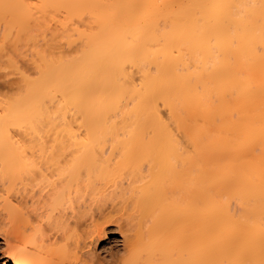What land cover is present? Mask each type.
<instances>
[{
    "label": "bare ground",
    "instance_id": "6f19581e",
    "mask_svg": "<svg viewBox=\"0 0 264 264\" xmlns=\"http://www.w3.org/2000/svg\"><path fill=\"white\" fill-rule=\"evenodd\" d=\"M0 32L5 264H264V0H0Z\"/></svg>",
    "mask_w": 264,
    "mask_h": 264
},
{
    "label": "rangeland",
    "instance_id": "374dc122",
    "mask_svg": "<svg viewBox=\"0 0 264 264\" xmlns=\"http://www.w3.org/2000/svg\"><path fill=\"white\" fill-rule=\"evenodd\" d=\"M0 45H1V39H0ZM7 45L5 44V46H2V47L5 48V47H7ZM2 49H0V98L3 97V99H6V98L11 97V96L13 97L16 93L19 92L18 91L19 82L17 81L18 75L16 74V76H15L14 72L11 71V69L8 65L7 59H8V56H11V55H9V53H10L9 47L7 48V50H4V51H2ZM10 54H12V53H10ZM28 57L29 58H31V57H30V55L26 56L27 60L29 61ZM25 59L21 58L19 64L23 68L22 70H25L27 73L29 72L28 74H32L33 70H32V67L30 66V61L28 62ZM24 61H25V63H24ZM15 81H17V82H15ZM0 233H1L0 234V264H5V261H7V258H5L3 255H4V251L6 249V245L4 244V239H3V235H2L3 231ZM120 245H121L120 237L117 235V232H113L111 234V236H109L107 242H105V243L99 242L97 244V246H96V249L98 251L97 253L99 254L100 258L101 257L104 258V256L109 255V253L111 251L117 250Z\"/></svg>",
    "mask_w": 264,
    "mask_h": 264
}]
</instances>
